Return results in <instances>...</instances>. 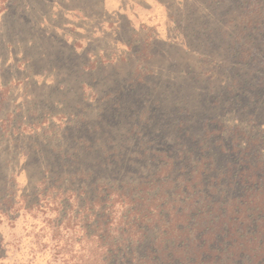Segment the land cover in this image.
<instances>
[{
  "label": "rangeland",
  "instance_id": "1",
  "mask_svg": "<svg viewBox=\"0 0 264 264\" xmlns=\"http://www.w3.org/2000/svg\"><path fill=\"white\" fill-rule=\"evenodd\" d=\"M161 135L177 149L200 143L224 166L233 145L264 162V0H0L1 211L33 203L59 150L104 179L120 169L105 161L109 144L136 137L172 156ZM144 143L130 141L116 177L134 176ZM46 202L27 215L19 204L14 225L0 214L11 245L0 264L49 263L37 249L55 227Z\"/></svg>",
  "mask_w": 264,
  "mask_h": 264
},
{
  "label": "trees",
  "instance_id": "2",
  "mask_svg": "<svg viewBox=\"0 0 264 264\" xmlns=\"http://www.w3.org/2000/svg\"><path fill=\"white\" fill-rule=\"evenodd\" d=\"M163 137L157 139L172 156H152L136 137L109 144L105 161L120 169L104 179L100 167H83L79 154L71 158L59 150V168L45 163L33 203L22 196L0 214L14 225L21 217L19 204L27 215L47 201L56 213L55 227L40 231L49 234L48 244L37 243V249L49 253L48 264H264V162L253 156L255 146L236 152L233 145L234 157L224 166L200 143L177 149ZM132 139L137 148L138 142L146 146L137 165H127L134 176L116 177L125 168L123 155L134 149ZM155 160L161 162L158 168L139 171ZM68 164L74 167L68 170ZM188 164L193 165L188 179L178 181ZM47 175L53 177L50 183ZM3 205L7 202L0 201ZM10 248L0 233V263Z\"/></svg>",
  "mask_w": 264,
  "mask_h": 264
}]
</instances>
